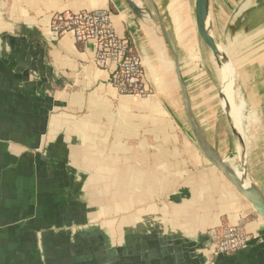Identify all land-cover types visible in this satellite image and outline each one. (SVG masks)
Masks as SVG:
<instances>
[{"label":"crops","instance_id":"obj_1","mask_svg":"<svg viewBox=\"0 0 264 264\" xmlns=\"http://www.w3.org/2000/svg\"><path fill=\"white\" fill-rule=\"evenodd\" d=\"M194 1L152 0L165 37L148 0H0V264H264V221L203 144L264 197V124L234 136ZM243 1L209 0L212 34L232 40L243 115L264 118V0L231 25ZM94 10L131 41L150 96L120 95L92 43L52 33L54 14ZM228 227L249 241L216 256Z\"/></svg>","mask_w":264,"mask_h":264},{"label":"built area","instance_id":"obj_2","mask_svg":"<svg viewBox=\"0 0 264 264\" xmlns=\"http://www.w3.org/2000/svg\"><path fill=\"white\" fill-rule=\"evenodd\" d=\"M50 27L56 37L69 34L75 42L92 43L96 66L109 72L108 83L120 95L135 98L151 95L140 57L127 37L117 35L109 11L57 13L52 16ZM248 241L244 232L228 227L215 244L213 254L230 255L244 248Z\"/></svg>","mask_w":264,"mask_h":264},{"label":"water","instance_id":"obj_3","mask_svg":"<svg viewBox=\"0 0 264 264\" xmlns=\"http://www.w3.org/2000/svg\"><path fill=\"white\" fill-rule=\"evenodd\" d=\"M154 10V14L156 15L158 19V24L160 26V29L162 33L167 37L166 32V26L159 15L156 7L154 6L152 0H148ZM260 5V0H244L236 9L234 12L232 19H231V25H236L238 23H243L247 17V14L258 8ZM193 15H194V24L196 33L198 36V40L200 42V45H205L212 57L215 59L217 68H219L221 62L220 58L221 56V49L215 42L214 36L212 34V28H211V20L209 15V0H195L194 6H193ZM208 22V24H207ZM173 57H174V63L176 65V69L178 72V79L181 82L180 79V72L178 68V58L175 52L173 51ZM226 59L228 57L224 56ZM229 60V59H228ZM230 61V60H229ZM234 91V90H233ZM221 95V93H220ZM222 100V99H221ZM234 100V99H233ZM234 103V102H233ZM229 118V117H228ZM230 125L232 127V132L234 136H236L242 144V138L239 135V133L236 130V127L234 126V122H232L229 118ZM202 141V139H201ZM203 142V141H202ZM204 144V151L207 157L211 160V162L218 168L220 173L230 182V184L236 189V191L247 201L250 203L252 209L254 212L264 221V197L261 194V192L252 184H249L247 179V174L245 170L242 171V174L244 175L245 179L248 182V188H244L241 180L236 176L232 168L229 166L227 162L224 160H221L214 156L206 147Z\"/></svg>","mask_w":264,"mask_h":264},{"label":"bare ground","instance_id":"obj_4","mask_svg":"<svg viewBox=\"0 0 264 264\" xmlns=\"http://www.w3.org/2000/svg\"><path fill=\"white\" fill-rule=\"evenodd\" d=\"M207 24H208V22H207ZM220 52H221L220 54H221L222 57L220 58L221 59L220 60L221 64H220L218 69H219V72H220L219 73L220 74V93H221V99H222V100L220 99L222 101L221 107L223 106V109L226 112V115H228L230 120L232 122H234V126L236 128H238L240 126V121L244 120V115H243V106L242 105H236V104L233 103V99L235 97L234 96L235 92L233 91V78H234V73H235L234 72V66H233L232 62H230L228 59H226L224 57L225 53L222 51V49H221ZM229 55H230V53H229ZM238 103H239V101H238ZM240 104H242V103H240ZM223 109H222V111H223ZM232 170L234 171L236 176L241 180L244 188H248V182L245 179V177L242 174V172H240V170H238V167L234 165Z\"/></svg>","mask_w":264,"mask_h":264},{"label":"rangeland","instance_id":"obj_5","mask_svg":"<svg viewBox=\"0 0 264 264\" xmlns=\"http://www.w3.org/2000/svg\"><path fill=\"white\" fill-rule=\"evenodd\" d=\"M165 24V23H164ZM169 26H170V22H168ZM166 32H167V29H166ZM216 39V43L217 45L220 47V49H222V51L225 53V55L228 57V59L230 60V62H232L233 64H235L237 61H235V56H231L229 55L228 53V48L229 47H232V43H227L226 41H232L231 39L230 40H226L225 37H215ZM203 48V61H205V65H206V68L208 70H210L211 72H213L212 74L214 76H216L220 82V72H219V69L217 68V65H216V62H215V59L212 57L209 49L203 45L202 46ZM227 49V50H226ZM235 73H236V70H235ZM234 73V78H233V90L236 91V96L238 97V99L236 101H234V104L236 105H242L244 107V109H248V108H252L250 105H247V104H240L241 102L238 103V101H241V99L239 98L242 94V91H238L236 90V88L238 87V81L241 80L238 76V74H235ZM234 95V96H235ZM238 103V104H237ZM260 103V104H259ZM258 104V107H262L263 108V105L262 102H257ZM261 105V106H260ZM254 119V120H253ZM252 121V122H251ZM261 121L262 124H264V118H259V117H254V116H249V115H246L244 116V120L240 121V124L242 125H245V126H248V125H252L254 123H259ZM260 170L263 172L264 174V165L263 164H260ZM258 169V168H257ZM261 187V186H260ZM227 229V228H226ZM226 229L224 230V232L226 231ZM238 229V228H237ZM239 231L243 232L241 229H239ZM223 232V233H224ZM223 233L221 234V236L223 235ZM217 243V242H216Z\"/></svg>","mask_w":264,"mask_h":264}]
</instances>
